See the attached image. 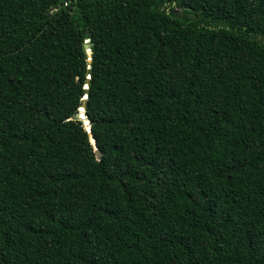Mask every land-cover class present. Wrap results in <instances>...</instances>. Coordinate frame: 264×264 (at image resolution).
Wrapping results in <instances>:
<instances>
[{"label": "trees", "instance_id": "trees-1", "mask_svg": "<svg viewBox=\"0 0 264 264\" xmlns=\"http://www.w3.org/2000/svg\"><path fill=\"white\" fill-rule=\"evenodd\" d=\"M0 264H264V0H0Z\"/></svg>", "mask_w": 264, "mask_h": 264}, {"label": "water", "instance_id": "water-1", "mask_svg": "<svg viewBox=\"0 0 264 264\" xmlns=\"http://www.w3.org/2000/svg\"><path fill=\"white\" fill-rule=\"evenodd\" d=\"M62 6H64V4H62ZM175 13L177 14L178 11H175ZM85 49L87 50L89 56H91V55H92V52H91L90 45L88 44V42H87L86 45H85ZM85 101H87V98H85ZM83 111H84V112H83V115L81 116V114H80L79 117H80L81 119H85V118H87V119H86V120H87V123L85 122V126H86L87 131L89 132V135H90V138H91V142H92L93 146L95 147L96 152H97V155H98V157H99V159H100V158H101V152L99 151V149H98V147H97V145H96V141L94 140L93 133H92V130H91V128H90V122H89V119H88V115H87V113H86V111H85V106L83 107ZM80 113H81V111H80Z\"/></svg>", "mask_w": 264, "mask_h": 264}, {"label": "rangeland", "instance_id": "rangeland-1", "mask_svg": "<svg viewBox=\"0 0 264 264\" xmlns=\"http://www.w3.org/2000/svg\"><path fill=\"white\" fill-rule=\"evenodd\" d=\"M81 111V110H80Z\"/></svg>", "mask_w": 264, "mask_h": 264}]
</instances>
